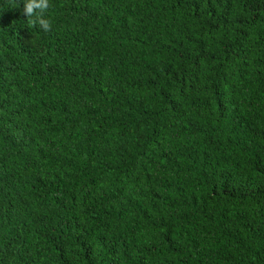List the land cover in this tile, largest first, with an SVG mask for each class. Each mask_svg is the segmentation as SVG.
<instances>
[{"label": "trees", "instance_id": "obj_1", "mask_svg": "<svg viewBox=\"0 0 264 264\" xmlns=\"http://www.w3.org/2000/svg\"><path fill=\"white\" fill-rule=\"evenodd\" d=\"M0 0V264H264V0Z\"/></svg>", "mask_w": 264, "mask_h": 264}, {"label": "clouds", "instance_id": "obj_2", "mask_svg": "<svg viewBox=\"0 0 264 264\" xmlns=\"http://www.w3.org/2000/svg\"><path fill=\"white\" fill-rule=\"evenodd\" d=\"M50 7L49 0H23V15L27 17V23L39 27L45 31H51V21L46 18Z\"/></svg>", "mask_w": 264, "mask_h": 264}]
</instances>
